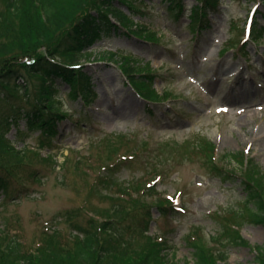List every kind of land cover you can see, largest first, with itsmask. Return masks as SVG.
<instances>
[{"label":"rangeland","instance_id":"374dc122","mask_svg":"<svg viewBox=\"0 0 264 264\" xmlns=\"http://www.w3.org/2000/svg\"><path fill=\"white\" fill-rule=\"evenodd\" d=\"M148 1L149 7L137 1L141 13L133 15L122 6L127 23L73 62L93 73V96L84 104L79 94L68 96L62 86L54 108L65 116L55 138L43 139L39 129L25 128L23 118L21 132L10 125L7 136L14 139V151L8 157L37 165L42 177L26 180L24 186L14 183L20 189L1 201L0 222L30 250L55 226L66 238L74 223L89 227L115 220L128 231L129 222L148 218L143 209L129 213L137 204L95 184L97 174L116 163L112 171L120 183L145 188L156 179L157 191L176 200L166 205V213L152 206L148 232L142 231L135 247L146 246L148 234L167 239L165 250L175 264H194L196 243L227 254L229 264H259L264 222L251 216L256 200L241 172L258 174L264 184V0H221L202 30L201 15L195 21L190 14L198 0H183L181 7ZM250 19L251 32L246 29ZM141 25L152 38L126 30ZM109 52L117 54L111 58ZM122 54L159 99L148 102L136 95L119 68ZM244 90L251 93L235 96ZM16 105L29 110L23 102ZM11 110L0 101V116ZM42 139L51 147H40ZM204 139L217 146L216 171L210 159L196 153ZM21 146L25 153L18 156ZM231 154L240 159L230 160ZM219 169L241 177H221ZM17 192H22L19 197ZM116 204L124 210L117 212ZM236 212L242 215L234 219ZM224 224L249 245L214 239Z\"/></svg>","mask_w":264,"mask_h":264},{"label":"trees","instance_id":"16d2710c","mask_svg":"<svg viewBox=\"0 0 264 264\" xmlns=\"http://www.w3.org/2000/svg\"><path fill=\"white\" fill-rule=\"evenodd\" d=\"M135 1L144 0H0V101L12 107L11 112L0 116V199L19 191L20 188H14V183L23 185L26 180H40L42 177L37 165L32 166L21 159L13 162L8 157L14 151L12 140L7 137L10 125L14 123L18 127L19 118H23L27 127L40 130L43 139L55 138L60 132V120L65 116L54 108V103L61 99L59 91L64 90L62 86H67L64 91L68 96L79 94L85 103L90 101L94 91L93 73L88 71L87 66L73 62L86 53L90 44L118 31L121 24H126L129 17L120 5H126L130 13H136L138 8H135ZM169 1L171 5H183L182 0ZM200 2L193 15L196 18L200 14V22L205 23L208 14L219 7L220 0ZM138 28L129 30L152 38V33L145 34L144 26ZM110 55L114 58V53ZM60 56L67 57L69 61L60 60ZM122 63L123 73L145 100L159 99L142 76H136L139 68L131 63L128 56L122 55ZM17 101L23 102L29 110L16 105ZM17 130L21 131L19 128ZM43 139L40 147L50 146L45 145ZM195 148L196 153L199 152L205 160L210 159L214 167L212 170L216 171V145L204 139ZM17 153L20 156L25 152L18 150ZM35 155L38 157L41 154ZM231 155L228 156L230 160L240 159L236 154ZM47 157L49 155L43 159ZM116 165L110 164L97 174L96 186L137 204L129 213H141L143 209L147 219L129 222L128 231L121 230L115 220H105L100 226L90 224L89 227L74 223L67 238L55 226L41 239V245L33 250L3 224L0 226V264H175L165 250L168 243L166 238L145 234L148 244L138 248L134 246L138 236L143 235L142 231L145 233L148 230L152 206L157 205L161 212L166 213V205L173 203V200L157 191L155 184L143 188L120 183L119 177L112 171ZM85 168L91 169V166ZM237 174L239 172L229 173L219 169L221 177H241ZM241 174L256 200L255 207L249 208L251 216L258 223L264 222V184L258 182V174L246 173L245 170ZM114 208L117 212L124 210L120 204ZM236 213L234 219L242 215L241 212ZM222 228V234L214 239L222 238L223 243L227 241L234 245H249L238 231L231 230L225 224ZM259 249L258 261L264 264V246ZM194 255V264H229L227 254L217 255L201 244H195Z\"/></svg>","mask_w":264,"mask_h":264},{"label":"bare ground","instance_id":"6f19581e","mask_svg":"<svg viewBox=\"0 0 264 264\" xmlns=\"http://www.w3.org/2000/svg\"><path fill=\"white\" fill-rule=\"evenodd\" d=\"M251 92L250 91H248V90H244V92H239V93H237V94H235V96H237V97H240V96H245V95H248V94H250Z\"/></svg>","mask_w":264,"mask_h":264}]
</instances>
